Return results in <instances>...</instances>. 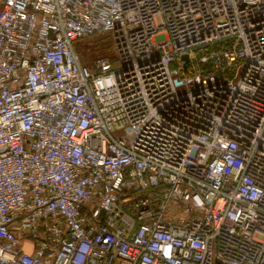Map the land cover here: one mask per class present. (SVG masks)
Returning a JSON list of instances; mask_svg holds the SVG:
<instances>
[{
    "label": "built area",
    "instance_id": "obj_1",
    "mask_svg": "<svg viewBox=\"0 0 264 264\" xmlns=\"http://www.w3.org/2000/svg\"><path fill=\"white\" fill-rule=\"evenodd\" d=\"M1 4L0 264H264V0Z\"/></svg>",
    "mask_w": 264,
    "mask_h": 264
},
{
    "label": "rangeland",
    "instance_id": "obj_2",
    "mask_svg": "<svg viewBox=\"0 0 264 264\" xmlns=\"http://www.w3.org/2000/svg\"><path fill=\"white\" fill-rule=\"evenodd\" d=\"M1 5V4H0ZM111 35H101L86 38L75 45V49L82 62L92 65L94 59L98 56H108L112 61L114 58V49ZM114 67H118V61L113 62Z\"/></svg>",
    "mask_w": 264,
    "mask_h": 264
},
{
    "label": "water",
    "instance_id": "obj_3",
    "mask_svg": "<svg viewBox=\"0 0 264 264\" xmlns=\"http://www.w3.org/2000/svg\"><path fill=\"white\" fill-rule=\"evenodd\" d=\"M183 58L186 59V60L188 59L187 55L183 56Z\"/></svg>",
    "mask_w": 264,
    "mask_h": 264
},
{
    "label": "crops",
    "instance_id": "obj_4",
    "mask_svg": "<svg viewBox=\"0 0 264 264\" xmlns=\"http://www.w3.org/2000/svg\"><path fill=\"white\" fill-rule=\"evenodd\" d=\"M1 2H2V0H0V4H1ZM1 6H2V4L0 5V9H1Z\"/></svg>",
    "mask_w": 264,
    "mask_h": 264
}]
</instances>
